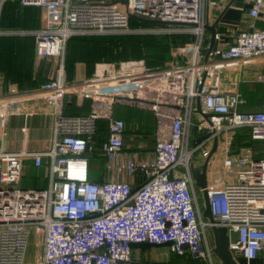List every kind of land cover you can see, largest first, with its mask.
Masks as SVG:
<instances>
[{
	"label": "built area",
	"instance_id": "obj_1",
	"mask_svg": "<svg viewBox=\"0 0 264 264\" xmlns=\"http://www.w3.org/2000/svg\"><path fill=\"white\" fill-rule=\"evenodd\" d=\"M228 1L20 0L39 10L38 26L29 31L35 38L36 58L55 57L59 65L29 91L0 80V264H24L32 227L43 249L39 264H146L130 246L142 241L171 242L172 254L218 264L206 232L210 223L202 215L201 189L190 169L197 152L201 160L209 157L215 138L218 146L208 162L206 186L212 215L217 225L227 227L229 248L234 255L240 253L243 264H264V109L241 110L247 101L239 84L223 88L217 66L264 59V27L254 23L264 16V0H244L253 21L229 39L216 30V48L204 60L202 49L209 45L205 24ZM133 15L189 23L170 25L177 27L170 31L196 34L191 60L163 69H151L141 59L102 61L95 64L92 77L71 80L64 64L71 37L159 32L130 27ZM162 81L184 85L181 98L168 102L176 108L161 102L160 93L150 94L149 88L159 91ZM254 81L264 82V75L258 74ZM169 92L178 93L174 86ZM85 97L93 101L91 112H66L72 100ZM197 100L203 112L198 118ZM39 101L49 106L53 123L49 148L30 150L24 144L17 151L5 150L10 115L25 116L26 136ZM140 101L150 104L158 119L154 157L146 159L125 150L126 124L114 115L115 104ZM99 118L107 120L108 130L96 146ZM239 128L262 141L261 157H255L250 147L231 154L233 133ZM193 129L200 135L190 148ZM89 154L104 160L109 178H90ZM28 161L46 168V186H21ZM232 231L236 240H231Z\"/></svg>",
	"mask_w": 264,
	"mask_h": 264
},
{
	"label": "crops",
	"instance_id": "obj_2",
	"mask_svg": "<svg viewBox=\"0 0 264 264\" xmlns=\"http://www.w3.org/2000/svg\"><path fill=\"white\" fill-rule=\"evenodd\" d=\"M9 1H18L20 5V0H9ZM231 4L228 6L226 11L223 13L221 18L218 20L220 17L221 13L224 11V8L227 6V4L230 2ZM6 0H0V15H1V10L4 5ZM35 9H32L34 13L36 14V19H35V27L31 30H34L38 26V18H39V10L37 7H34ZM224 8L221 11L215 10L213 13V16L211 15V23H216V30L222 33H225V38L229 39L232 34H236V32L240 29H245L247 25L252 22L253 20L248 16L247 10H248V4L244 0H229L228 2L225 3ZM218 20V22H217ZM217 23L218 25L223 26V28H217ZM255 25L257 27H264V16L261 17L260 19H257L254 21ZM30 29L22 30V31H3L0 30V80H9L11 77L12 79L16 77H20V81L16 82L10 79L11 82L16 83L19 85V83H23L24 86H29L28 81L32 82L31 86L28 87V89H23L19 85V88L24 91H29L33 88H36L39 84L40 81L45 80L47 78H50L56 67L59 65V60L55 59L57 61L56 66H52L50 62L47 61V59H41L39 60L36 58V50H35V38L34 36L29 33L31 31ZM6 34L9 35H19V37L15 38H6ZM206 40H208V44L210 42V33L207 31L206 35ZM16 46H18V49ZM19 50V52H17ZM205 60V59H204ZM100 61H97L95 63H90L85 60L79 61L77 60L76 63H74L72 68H69V71L67 69L68 65L66 63V59L64 61L65 68L68 74V77L71 80H78L81 77H92L95 72V64ZM218 64V69H219V76H220V84L223 88L229 89L232 87L233 83H238L241 95L243 96L244 99H250V101L260 105V101L262 99V91H264V82H256L254 81V78L258 74H263L264 75V59H253L249 60L245 63H239L236 61H228V62H219ZM175 66H180V65H175ZM25 71L27 74H30L29 79L24 78V81L21 79L22 75H25ZM9 76V77H7ZM27 77V76H26ZM79 77V78H78ZM8 78V79H7ZM31 78V79H30ZM38 82L36 87H33V85ZM163 82V83H162ZM160 83L159 91L149 88L150 94L153 95H158L159 93L161 94V102H166L167 106L169 108H176L177 106L174 105L173 103H168L171 98H177L182 96V94L185 92V87L183 84H180V82H176V84L173 85H168L164 83L165 81H162ZM152 87H155L154 85H151ZM174 86V88L178 91V93H172L169 92L170 87ZM75 100V110L78 112L81 111L83 113H76V114H88L89 112L92 111L93 109V101L90 98H76ZM197 104V103H196ZM38 108V113L35 114L34 116L31 117L30 121V128L32 123L36 122L37 117L42 115V121L43 125L49 124L50 126V131H51V136L53 134V123L51 121L50 116L48 115L49 112V106L45 105L44 102L39 101L35 104ZM125 106L128 107V109L132 110H140V113H144L143 117H128L127 115L125 117H128L131 119L130 123L126 125H130L129 127L132 128L133 130H139L141 129V120L144 118V115H149L151 114L152 116V125L154 128V131H156V126L158 119L156 117V114L154 111L150 108L151 105L148 103L144 102H139V103H134L132 105L124 104ZM70 106V105H69ZM67 106V108L69 107ZM115 107V105H114ZM258 110L262 109V106L257 107ZM67 110V109H66ZM135 111V112H136ZM144 111V112H143ZM134 112V111H133ZM138 112V111H137ZM122 113V112H121ZM125 114V112H124ZM196 118L200 117L199 112H195L194 114ZM118 117V116H116ZM124 117V118H125ZM122 118V117H119ZM195 118V119H196ZM9 123L11 126H24L26 123V118L22 114H17V115H10L9 120L6 122ZM6 129V126H5ZM23 132V131H22ZM29 133L25 134L23 133V145L25 144L28 149H30V139H29ZM200 135L196 130L193 129L192 131V140L193 144L194 141L196 140V137ZM26 137V140H25ZM52 138V137H51ZM127 142L133 143L134 139V134L133 132H128L126 133L125 136ZM199 139V138H197ZM222 139V138H221ZM26 141V142H25ZM144 141L140 139L139 142L136 143L137 147L134 149L131 147L129 150L125 149L127 152H129L131 155H135L141 159H146V158H152L154 157L153 149L152 148H143L144 146ZM22 145V146H23ZM21 146V147H22ZM38 148H33L30 150H46L49 148L50 145L47 146V144H38ZM154 146V145H153ZM20 147V149H21ZM10 151H17V150H10ZM213 160V159H212ZM29 165L27 164V167ZM37 168V167H36ZM37 169V175L32 183L34 186H46L47 185V178H46V168L45 167H38ZM27 172V169H26ZM43 175V176H42ZM42 176V177H41ZM108 177L105 175L102 178ZM109 178V177H108ZM121 179L125 180H130L129 176L126 175H121L119 177ZM201 200L203 201V198L201 196ZM203 204V203H202ZM137 249V248H136ZM218 264H220V260L216 257ZM236 259L240 264L244 263V259L240 256L237 255ZM254 263L259 264V261H255Z\"/></svg>",
	"mask_w": 264,
	"mask_h": 264
},
{
	"label": "trees",
	"instance_id": "obj_3",
	"mask_svg": "<svg viewBox=\"0 0 264 264\" xmlns=\"http://www.w3.org/2000/svg\"><path fill=\"white\" fill-rule=\"evenodd\" d=\"M35 6H24L20 5L18 1H9L6 0L4 3L1 15H0V29L3 31H10V30H26V29H33L35 27V19L36 14L32 9ZM32 8V9H31ZM130 27L132 28H152L156 26H166L165 24H158V23H150L147 21H143L136 17H130ZM217 28H223V26L218 25ZM2 37V36H0ZM6 38H15L19 37V35H9L6 34ZM81 39L82 41L89 42L91 45V49L93 50L95 55L102 54L103 52L107 56L108 62L120 63L123 60H133V59H144L146 65L151 69H163L165 67L166 61L170 60V48L173 44L177 43H184L192 39V36L189 34L184 33H151V32H143V33H126V34H94V35H76L71 37L67 44L71 42H77ZM208 43V40H205ZM18 48V46H16ZM20 49V48H18ZM19 52V50H17ZM99 56V55H98ZM87 58L85 61L90 63H95L100 60H95L96 58L92 59ZM66 63L67 65H73L76 63L78 59H70L69 54L66 52ZM27 76V77H26ZM9 77V76H7ZM29 79L30 74L28 75L25 71V75L21 76V79L24 81V78ZM13 81H20V77L11 78ZM8 79V78H7ZM9 79V80H10ZM31 79V78H30ZM28 84L31 86L32 82L29 80ZM38 82H36L33 87H36ZM23 89H28L29 86H24L23 83H19ZM18 85V86H19ZM262 91V99L260 101V105L262 109H264V91ZM246 104L241 106L240 109L243 111H253L258 110V104L250 101V99H246ZM70 105V106H69ZM66 112L69 114H76V113H83L81 111L75 110V100H72L69 104ZM261 109V110H262ZM134 111V112H133ZM132 110V109H125L124 111H119L117 116L122 117V119L127 121V124L130 123V117H143L144 113H140V110ZM122 112V113H121ZM125 112V114H124ZM128 117H125V116ZM148 117V115H146ZM125 117V118H124ZM152 117L148 118L146 121V127L143 129L133 130L130 128V125H126V133L133 132L134 139L133 143L127 142L125 138V146L124 148L129 150L131 147L136 149V143L142 139L144 142L143 148H152L154 150V146L156 143V135L152 125ZM126 124V122H125ZM108 130V123L106 119L99 118L97 120V132L94 135L95 145L98 146L106 137V133ZM154 145V146H153ZM243 147H250L254 152L255 157L262 156V148L263 143L260 140H254L250 137L249 131L246 128H239L236 129L233 133V137L230 144V152L231 154H236L239 150ZM139 149V148H138ZM136 149V150H138ZM99 157V156H97ZM101 158V157H100ZM90 178L95 181H102L104 178H97L94 174L92 168L89 170ZM34 186V185H33ZM40 187V186H39ZM42 187V186H41ZM141 253V260L144 261L146 264H156L149 260L148 256H145V252ZM174 257L183 260L184 264H201L196 263L195 261H191L188 257H183L174 254Z\"/></svg>",
	"mask_w": 264,
	"mask_h": 264
},
{
	"label": "rangeland",
	"instance_id": "obj_4",
	"mask_svg": "<svg viewBox=\"0 0 264 264\" xmlns=\"http://www.w3.org/2000/svg\"><path fill=\"white\" fill-rule=\"evenodd\" d=\"M154 30H158V33H184L189 34L192 36V39L189 41H186L184 43H177L173 44L170 48V60L166 61L165 67H174L175 65H186L191 60V54L192 51L190 49L191 44L193 43L194 39L196 38V34L189 33L182 30H175V32H171L170 30H174L173 28H177L175 26H156L153 27ZM149 29L150 28H144ZM1 30V29H0ZM10 31H22V30H10ZM66 52L69 54L70 59H78L79 61L86 60L87 58L94 57L95 60H100V62H108L106 54L103 52L102 54L95 55L93 50L91 49V45L89 42L82 41L79 39L77 42H71L66 45ZM66 57V53H65ZM92 58V59H94ZM48 62L51 63L52 66L57 65V61L55 60V57H47L46 58ZM133 60H140V59H133ZM142 60V59H141ZM123 61H129V60H123ZM144 61V59H143ZM122 62V61H121ZM74 65H69L67 67L68 71L69 68H72ZM79 78V77H78ZM125 109H128L127 106L124 104L117 103L114 107V115L117 116L119 111H124ZM144 112V111H143ZM151 114L144 115V118L141 120V125L143 129L146 127L147 119L151 118ZM42 121V115L37 117L36 122L32 123L29 133V139H30V149L38 148V144H47L50 145L51 143V131L49 124L43 125ZM47 122V121H44ZM6 131L7 134L4 137V149L7 151L10 150H19L20 147L23 145V133L22 132V126H11L9 123H6ZM193 146V140L191 139L189 142V147L192 148ZM90 157V169L94 171V174L97 178L104 177L106 175L105 169H104V160L100 157L94 156L92 154H89ZM205 162V160H201L199 156V152H197L190 161V169L194 175L198 174L200 172V166ZM28 167L26 176L24 177V180L21 183V186L23 187H31L33 186V182L37 175V169L35 166L32 165L30 161H28ZM43 176V175H42ZM41 176V177H42ZM219 178H222V174ZM211 179V178H210ZM43 186V185H42ZM202 196V193H199ZM203 198V197H202ZM208 231V228H207ZM208 233V232H207ZM208 238L209 235L207 234ZM237 233L232 231L231 232V240H236ZM136 249V248H135ZM42 244L40 242V237L38 233H36L35 229L32 227L31 229V235L28 240V246L26 250V256L24 260V264H39L41 254H42ZM139 252H145L148 256L149 260L156 264H184V260H179L174 257V254L169 252L168 246H154L151 248H148L146 250L137 249ZM136 250V251H137Z\"/></svg>",
	"mask_w": 264,
	"mask_h": 264
},
{
	"label": "water",
	"instance_id": "obj_5",
	"mask_svg": "<svg viewBox=\"0 0 264 264\" xmlns=\"http://www.w3.org/2000/svg\"><path fill=\"white\" fill-rule=\"evenodd\" d=\"M113 1H120L125 3L126 0H113ZM232 1H230L227 6L224 8V11L221 13L218 20L221 18L223 13L226 11L228 6L231 4ZM134 17L141 19L143 21H147L150 23H158V24H165V25H185L189 23L185 22H179V21H165V20H159V19H147L143 17H139L134 15ZM217 20V22H218ZM206 30L210 33V42L207 47H204L202 49V53L205 55V60H207L208 55L210 51L214 50L216 48L217 40L215 38L216 34V23H206L205 24ZM196 111L199 113H203L201 110V106L199 101L196 102ZM206 118L209 117L208 114H203ZM202 139V138H200ZM218 146V138H215L210 155L208 158L205 159V162L200 166V172L196 175H194L195 183L198 186V188L201 189L202 197H203V218L207 219L210 223V225L207 227L208 231L206 229L207 234L209 235V245L211 251L215 254V256L220 260V264H240L238 260L236 259L237 255H240L239 252H237L235 255L229 248V234L226 226L217 225L216 220L214 216L212 215L211 209H210V203H209V196L208 191L206 189L207 186V170H208V162L210 159V156L216 151ZM171 242H166L163 244H157V243H150L148 241H142V242H131L130 246L133 248L146 250L148 248L154 247V246H168ZM184 247H188V244H184Z\"/></svg>",
	"mask_w": 264,
	"mask_h": 264
}]
</instances>
